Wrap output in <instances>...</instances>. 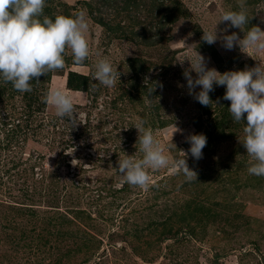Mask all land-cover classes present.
I'll return each mask as SVG.
<instances>
[{
  "label": "rangeland",
  "instance_id": "obj_1",
  "mask_svg": "<svg viewBox=\"0 0 264 264\" xmlns=\"http://www.w3.org/2000/svg\"><path fill=\"white\" fill-rule=\"evenodd\" d=\"M239 2L46 0L44 15L82 11L89 24L86 61L74 64L68 52L65 67L40 81L46 92L60 88L72 96L80 119L73 127L46 105L28 128L21 123L8 151L0 149V264H264V177L247 172L249 157L238 141L244 124L229 114L224 86L214 85L205 107L189 95L183 76L197 52L220 73L264 63V55L201 40L224 11H239ZM247 13L244 31H264V0H247ZM225 28L243 37L227 22L217 33ZM100 58L121 73L112 88L91 78ZM69 69L89 79L86 93L65 88ZM9 92L3 106L19 108L22 93ZM138 119L171 157L188 151L191 134L218 136L207 138L202 159L189 153L197 180L161 169L149 173L147 191L117 187L119 156H142L132 127ZM5 136L0 128V146ZM25 188L30 193L23 195Z\"/></svg>",
  "mask_w": 264,
  "mask_h": 264
},
{
  "label": "clouds",
  "instance_id": "obj_2",
  "mask_svg": "<svg viewBox=\"0 0 264 264\" xmlns=\"http://www.w3.org/2000/svg\"><path fill=\"white\" fill-rule=\"evenodd\" d=\"M45 6L46 0H0V81L11 83L13 89L21 93L33 90V80L39 81L41 76L62 70L68 52L77 65L83 64L90 54L86 39L89 24L85 13L56 15L53 19L44 15ZM238 7L239 11H224L218 23L227 22L228 27L240 29L242 38L236 32L225 34L227 28L218 34L217 23L213 30H203L201 40L209 45L219 41L226 50L238 47L248 55L249 52L264 55V31L259 26H252L245 32V25L250 19L247 0H240ZM189 62L190 68L183 72L189 95L208 107L213 103L209 93L214 91V85L225 87L223 99L230 101L227 108L229 114L234 122L244 124L243 137L238 141L249 157L247 172L264 177V63L220 73L215 68H208L207 61L198 52ZM192 72L196 73L195 78ZM120 75L107 58H100L94 65L91 78L99 85L112 88ZM198 86L200 91L197 92L195 89ZM42 102L54 110L56 117H66L73 127L77 125L80 115L75 110L73 97L62 89L48 90L42 96ZM146 123L138 119L132 126L138 132L136 145L142 156H119L116 170L120 179L117 187L127 184L147 191L152 186L149 173L161 169L173 175L183 174L188 182L197 180V173L189 168L187 160L189 153L194 160L203 158L202 150L206 147L207 137L202 133L187 136L185 140L190 144L188 151L180 150L181 157H171L166 154V146L162 145L153 130L145 126ZM172 144L167 147L171 148ZM75 161L73 159V165Z\"/></svg>",
  "mask_w": 264,
  "mask_h": 264
},
{
  "label": "trees",
  "instance_id": "obj_3",
  "mask_svg": "<svg viewBox=\"0 0 264 264\" xmlns=\"http://www.w3.org/2000/svg\"><path fill=\"white\" fill-rule=\"evenodd\" d=\"M127 2V0H122ZM132 1V0H130ZM157 1V0H155ZM159 5H162L161 3H158ZM49 73L46 76H41L39 78V81H35L33 80L32 83V88L33 90L31 92H25L22 93V100H20V107L17 108L16 106H7L4 107L2 104V96L5 90H7L9 88V95L13 96L16 95L18 92L16 90L13 89L11 83H1L2 87L0 86V112L1 111H5L6 116H2L0 117L1 122H0V128L4 129L6 131L7 136H5V141L6 143L3 144L2 146H0L1 150L4 151H8V146H9V142L14 139V137H16L15 135L20 133V129L22 128V124L24 125V128H28V126H30V122H31V118L33 117L34 114H38L40 113L41 109H44L46 104L42 102V96L46 93V87L45 85L40 84V81H43L44 83H47L50 77ZM1 82V81H0ZM89 83V79L82 75V74H78L77 72L72 71L71 69H69L67 71L66 77H65V88L67 90H71L74 92H85L88 90V84ZM3 113V112H1ZM4 114V113H3ZM5 115V114H4ZM54 121V120H52ZM22 123V124H21ZM42 124H39L38 127H40ZM85 125V123L83 124ZM161 128V127H160ZM216 128V126H215ZM221 137V136H220ZM207 138L209 139L208 142L213 140L218 139V136H215L214 138H212V136L210 137V135H207ZM18 165L17 162L13 163L12 162V166L11 169H14V167ZM29 190V189H28ZM26 188L23 190V195H25V193H30ZM36 189H32V191H35ZM19 191V190H18ZM31 191V192H32ZM33 192L34 196H41L40 194H35ZM33 196V197H34ZM30 210H27V212H29ZM24 232H20L21 236ZM25 237V235H23ZM165 239V236H163L162 240Z\"/></svg>",
  "mask_w": 264,
  "mask_h": 264
}]
</instances>
